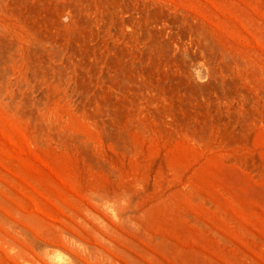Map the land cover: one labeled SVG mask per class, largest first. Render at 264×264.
Returning <instances> with one entry per match:
<instances>
[{
    "label": "rangeland",
    "instance_id": "374dc122",
    "mask_svg": "<svg viewBox=\"0 0 264 264\" xmlns=\"http://www.w3.org/2000/svg\"><path fill=\"white\" fill-rule=\"evenodd\" d=\"M0 264H264V0H0Z\"/></svg>",
    "mask_w": 264,
    "mask_h": 264
},
{
    "label": "bare ground",
    "instance_id": "6f19581e",
    "mask_svg": "<svg viewBox=\"0 0 264 264\" xmlns=\"http://www.w3.org/2000/svg\"><path fill=\"white\" fill-rule=\"evenodd\" d=\"M81 241V240H80ZM48 246V245H47ZM58 247V246H57ZM64 249V248H63ZM86 250V249H85ZM72 251V250H71ZM64 252H65V250H64ZM69 254V253H68ZM81 257V256H80ZM75 259H77V258H75ZM82 259H83V257H82Z\"/></svg>",
    "mask_w": 264,
    "mask_h": 264
}]
</instances>
